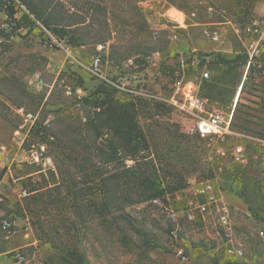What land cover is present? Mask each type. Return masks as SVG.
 <instances>
[{
  "label": "rangeland",
  "instance_id": "374dc122",
  "mask_svg": "<svg viewBox=\"0 0 264 264\" xmlns=\"http://www.w3.org/2000/svg\"><path fill=\"white\" fill-rule=\"evenodd\" d=\"M60 1L76 20L85 21L84 47L58 41L39 21L24 23L23 6L9 18V0H0V223L11 224L0 229V264H264V1L252 5L245 18L233 16V0ZM172 20L188 25L178 29V42L170 39ZM213 27L220 32L218 43L204 35ZM181 41L210 61L220 56V65L206 68L212 78L201 85V93L211 106L233 112L231 136L188 135L190 121L170 103L174 70L203 81L189 64L192 57L175 47ZM101 43L108 45L106 77L135 76L134 87L144 95L137 110L149 148L139 162L157 169L163 186L158 204L132 192L130 202H120L97 188L119 162L134 166L138 160L131 158L107 164L99 156L107 174L95 181L89 176L91 194L81 191L78 178L70 180L69 174L82 177L69 159L78 142L95 151L107 145L106 135L96 141L81 137L85 113L75 105L85 95L77 87L82 81L87 92L101 86L89 68ZM132 56L138 67L129 70L125 63ZM37 122L47 135L36 134ZM40 145L46 151L39 163L32 162L31 152ZM237 146L244 147L246 163L233 160ZM54 162L55 168L64 162L65 185L50 173ZM198 177L212 178L218 191L240 200L242 205L226 200L232 207L228 230L219 225L215 208L205 216L196 211L195 222L184 219L191 204L204 203L194 193ZM71 189L78 192L74 206ZM114 196L122 197L120 192ZM167 207L179 214L180 227L169 221ZM180 248L184 258L177 255ZM234 248L244 255L229 253Z\"/></svg>",
  "mask_w": 264,
  "mask_h": 264
},
{
  "label": "trees",
  "instance_id": "16d2710c",
  "mask_svg": "<svg viewBox=\"0 0 264 264\" xmlns=\"http://www.w3.org/2000/svg\"><path fill=\"white\" fill-rule=\"evenodd\" d=\"M235 6L233 16L239 15L240 18H245L248 14L249 9L252 5H256L258 2L264 0H240ZM7 9V16L15 19L16 6H23V22L24 23H35L40 22L47 30L52 31L55 38L58 41H64L67 44H71L73 47H84L87 42L83 33L82 27L85 26V21L80 22L76 20L73 15L69 14V10L65 4L60 0H9ZM236 3V2H235ZM34 20V21H33ZM84 25V26H83ZM136 57V56H132ZM109 58L113 60L114 64H118L113 55L109 54ZM131 58V57H130ZM220 56L216 55L213 60L210 61L208 67L212 69L214 66L220 65ZM104 62V58H103ZM137 62V59H136ZM191 64V61L190 63ZM138 65V63H137ZM215 67V69H216ZM175 72V70H174ZM211 76V73H210ZM212 78V76L210 77ZM209 78V79H210ZM115 81H118L115 79ZM208 79L202 81V86L207 84ZM101 86H98L94 91L87 92L88 90L84 87L83 81L77 86L85 91V95L78 98L75 105L79 106L81 110H84L85 116L80 131L81 137H94V140L99 139L101 136H107V145L100 151H95L91 147H87L86 142L81 145L78 142L77 147L74 149V153L70 156V160L74 164L73 167L78 173H81L82 177L78 175H70V180L73 182L75 178H78L84 188L81 191H85L87 194L93 193L92 187L87 184L89 176L94 177V181L97 177L107 174L99 164L98 157L103 155L105 163L117 164L121 159L131 158L138 160L134 166L126 168L119 162V167L115 168V171L109 174L106 178H102L101 183L97 188L101 190L103 195L109 196L113 194V199H118L120 202H130V193L136 195L138 198L154 199L159 197L163 192V186L158 178L157 169L154 164L147 161L139 162V156L148 149L147 138L140 126L138 120V98L129 97L128 100H119L115 97L118 91L108 84L106 81L101 80ZM204 83V84H203ZM201 86V88H202ZM201 92V90H200ZM202 94V93H201ZM203 95V94H202ZM204 96V95H203ZM205 97V96H204ZM233 125V124H232ZM34 131L38 136L47 135V128L41 122L34 124ZM200 137V136H198ZM52 143V142H51ZM57 148H63L56 144ZM62 150H60L61 152ZM63 153V152H62ZM57 162V161H56ZM51 168L50 173L54 180H58L56 175L61 177L63 185H65V171L64 162L57 164L55 163ZM70 173V171L68 170ZM57 183V181L55 182ZM96 188V189H97ZM77 190H69L72 195V205L77 204L76 196H78ZM91 192V193H90ZM118 192L122 197L116 198ZM38 199L35 198V202ZM110 199L105 200V204ZM69 202V200H68ZM3 226L0 223V229Z\"/></svg>",
  "mask_w": 264,
  "mask_h": 264
},
{
  "label": "built area",
  "instance_id": "2783aa9c",
  "mask_svg": "<svg viewBox=\"0 0 264 264\" xmlns=\"http://www.w3.org/2000/svg\"><path fill=\"white\" fill-rule=\"evenodd\" d=\"M175 24V31L172 32L170 39L174 42L179 41L178 29L187 28L186 20H172ZM259 22L255 21L254 25H258ZM205 37L212 43H218L220 41V32L218 28H206L204 30ZM158 36V33H155V37ZM64 42V41H62ZM180 53L185 54L186 57H192L191 64L199 70L201 80L208 79L210 77V72L206 70L208 64L210 63V57L208 55H200L196 49H191L189 45H185L183 41L175 45ZM68 55H71V49H66ZM250 53L252 56L255 53V46L250 47ZM108 52V45L101 43L96 45L95 55L92 57V62L90 65V70L98 78L103 81H106L112 87H114L119 94L140 98L144 96L142 92L136 90L135 86V76L129 75L122 78L121 80L115 81L110 80L106 77V67L103 63V55H106ZM159 54V52H157ZM202 64H204L202 68ZM126 69L132 70L137 68L136 58L131 57L125 63ZM175 81L174 89L172 96L170 97V103L178 109V111L185 116L187 120L190 121V124L186 127V133L188 135H197L201 138L206 137H218L221 139L231 136L232 132V123H233V112H226L218 107H213L210 105L209 100L204 97L201 90V82L192 80L188 78L183 69L175 70ZM38 82L43 83V79L38 76ZM53 139V137H51ZM39 151L33 149L32 162L39 163L40 157L39 154L43 155L46 151L45 145H40L38 147ZM244 147L237 146L235 149V154L233 160L236 163H246V158L243 155ZM219 153L225 156L224 150H219ZM48 162L45 163L50 166L51 160L46 159ZM50 163V164H49ZM196 189L195 196L204 199V203H197L196 205L191 204L190 208L184 212V219L187 222H195L197 212L202 216L205 214H211V209H216V215L218 218L219 225L228 230L231 226V216H232V207L231 205L220 195L217 190L216 183L212 178L208 177H198L195 179ZM154 204L159 203V199L152 200ZM168 219L171 223L175 224L177 227H180V218L179 214L171 208H166ZM10 222L5 221L3 223V228L7 229L10 227ZM233 247V246H232ZM229 253L235 257H242L244 255L243 251L240 249H230ZM179 257L184 258V250L179 249L177 251ZM20 259L22 257H19Z\"/></svg>",
  "mask_w": 264,
  "mask_h": 264
},
{
  "label": "crops",
  "instance_id": "0c3cea01",
  "mask_svg": "<svg viewBox=\"0 0 264 264\" xmlns=\"http://www.w3.org/2000/svg\"><path fill=\"white\" fill-rule=\"evenodd\" d=\"M259 9H260V8H259ZM257 10H258V9H257ZM260 10H261V12L264 10V5H263V8H261ZM219 193H220V195H221L225 200H227V201L229 200V201L234 202V203H236V204H238V203L241 204L240 200H236V199L234 200L233 197H229V198H227V196H226L224 193H222V192H220V191H219ZM239 204H238V205H239ZM241 205H242V204H241Z\"/></svg>",
  "mask_w": 264,
  "mask_h": 264
}]
</instances>
